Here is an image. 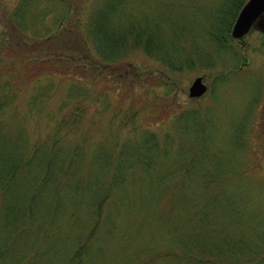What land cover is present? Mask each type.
I'll return each instance as SVG.
<instances>
[{"label": "rangeland", "instance_id": "obj_1", "mask_svg": "<svg viewBox=\"0 0 264 264\" xmlns=\"http://www.w3.org/2000/svg\"><path fill=\"white\" fill-rule=\"evenodd\" d=\"M244 1L125 0V24L147 25L164 55L196 59L180 72L142 50L107 72L78 65L61 1L33 26L40 35L57 32L60 42L30 51L32 39L14 31L12 45L0 49L1 100L10 92L14 103L5 104L0 119L21 133L23 161L38 156L11 188L0 187V203L14 192L28 212L33 188L50 170L45 159L57 153L34 211L39 264H264V34L230 38ZM18 3L0 0V31ZM73 3L91 11L104 2ZM22 42L28 45L17 47ZM197 77L208 91L193 102L189 89ZM63 122L68 128L56 133ZM200 131L207 168L184 172L179 146H191ZM10 137L8 145L0 139L1 173L4 161L16 158ZM147 139L168 145V154L146 152ZM116 170L124 181L111 189Z\"/></svg>", "mask_w": 264, "mask_h": 264}, {"label": "trees", "instance_id": "obj_2", "mask_svg": "<svg viewBox=\"0 0 264 264\" xmlns=\"http://www.w3.org/2000/svg\"><path fill=\"white\" fill-rule=\"evenodd\" d=\"M59 1L63 3L64 7H68V10H66L64 17L62 18V24L68 23L70 25L69 30L73 36L71 45L68 47L70 49H73L74 47L79 48V50H75V52L80 53L77 55L76 60L74 55L67 57L65 60L69 63L75 60V63L85 68L96 67L97 70H104L107 72L111 67L117 69V67L121 66L125 60H128L135 52L140 50L148 52L150 56L165 63V65H167L169 70H172V72H180L185 68L191 69L198 63L195 58L193 59L191 57L192 59H190L188 56L185 57L178 55L175 58L167 53L164 55L162 53V46H155L147 25H143L142 27L140 25L133 24L132 22L125 24L122 20V9L126 4L125 0H102V2H104L103 5L100 8L95 7L91 11H88L86 6H84V10H80L78 7H75L73 0H19L16 9L10 15L7 24V31H0V49L2 47H5L6 49L8 45H12L11 38L15 39V32L18 35V39L23 36L28 39H32L30 51L42 52V45L44 46L55 41H57V43L60 42L58 39L61 38H58L59 35H57V32H54L51 35L46 34V36L36 33L33 29L35 23L38 21L44 22L45 16L47 17L45 8L51 7L54 3ZM242 6L240 5L237 9L235 15L236 17ZM28 16L29 20L26 19ZM163 43L164 39L160 41V45ZM26 45H28V42H22L18 43L17 47ZM94 54L97 55V58L95 59L93 58ZM58 59L61 60L60 56ZM93 62H97V66ZM3 89L4 86L0 85V113L4 110L6 106L5 104H11V102L14 103V96L10 92L5 99L1 100ZM5 100H7V102H5ZM193 102H196V100H193ZM196 114V110L188 111V117L191 122H193L192 127H196L197 125ZM72 127L69 128L71 129L69 130L70 132L74 131L72 130L74 127L76 128V122ZM10 128L11 125L7 120L0 119L1 142L4 145H8L11 141L10 136L14 134L15 142L18 145L16 146L18 148H16L17 150H15L14 153V157H16L14 161L10 162L9 160H5V171L3 173L0 171V187L5 185V187L8 188L12 187L17 174L20 173L23 168H29L38 156L37 152H33L34 157L29 155L28 160L23 161V146L21 145L22 140H20L21 133L18 131L12 132ZM67 128L68 124L63 122L56 129V133H60ZM202 133L203 132L199 134V137L194 140V143H192L191 146L188 145L187 148L182 145L179 146V156L180 159H183V164L181 166H183L184 172L198 167L207 168L205 166H201L203 163L207 164L208 162V158L206 157L208 156V153L204 151V148L207 149L205 146L206 138H201ZM145 144L148 147V150L146 151L148 153H158L159 155L156 156L159 157L166 156L168 154V145H166L165 148H162L152 139H147ZM189 148L191 149V153L187 155L180 154ZM17 153L18 156H16ZM56 154L57 153L55 152V154H51L47 157V159H45L47 166L50 167V170L51 165H53L52 162L58 159L55 157ZM122 160L123 159L120 158L119 161L122 162ZM119 164L121 163L119 162ZM140 164L145 167H150L151 162L141 161ZM52 169H55V167L53 166ZM50 170H47L45 179L37 185L38 188H33V196H31L28 200L26 208L28 212H25L16 202L14 192L13 194L11 193L10 195L3 196L1 201L2 203H0V264H39L38 258L34 255L35 252L33 251V247L37 245L33 243L36 235L32 234L34 211H36L35 208L37 209L41 206L39 204L41 191L47 187L48 179L54 176L55 170H52V172H50ZM118 172V170L115 171L116 176L113 179L111 189L115 188L117 184H122L121 181H124L121 177H119ZM209 176L210 174H208L207 177L205 174V179H207L208 182L210 181ZM100 207H102V205ZM23 213H29L28 219L18 227L17 222H19V216ZM39 242L40 241L36 243ZM88 242L89 240H87L85 247ZM24 247L28 248L27 251L26 249L22 250ZM81 250L77 252L81 254ZM46 255L51 257L53 253L51 250H48L46 251ZM36 258L37 260H35ZM32 259H34V262L29 263Z\"/></svg>", "mask_w": 264, "mask_h": 264}, {"label": "water", "instance_id": "obj_3", "mask_svg": "<svg viewBox=\"0 0 264 264\" xmlns=\"http://www.w3.org/2000/svg\"><path fill=\"white\" fill-rule=\"evenodd\" d=\"M253 30L264 34V0H247L239 11L231 30L233 41L244 40ZM208 91L203 77H197L189 89V98L198 100Z\"/></svg>", "mask_w": 264, "mask_h": 264}]
</instances>
